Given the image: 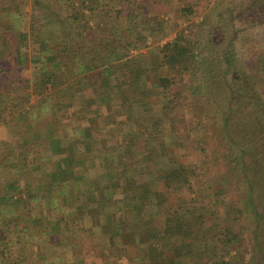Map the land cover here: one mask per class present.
<instances>
[{"label": "trees", "instance_id": "1", "mask_svg": "<svg viewBox=\"0 0 264 264\" xmlns=\"http://www.w3.org/2000/svg\"><path fill=\"white\" fill-rule=\"evenodd\" d=\"M24 1L31 7L29 15L23 0H0V70L8 64L30 75L28 96H36L38 105L25 116L18 114L15 123L23 118L28 124L20 132L21 143L0 150V176L5 177L0 178V234L5 244L13 237L30 252L34 237L30 233L35 231L33 235L50 245L51 225L72 223L73 229L65 226L62 235L52 236L59 247L73 249V239L88 237L102 247L100 257L106 263L109 257L125 264H264V214L253 204L256 190L264 194V151L251 148L264 135L262 123L259 127L253 121L254 115L264 116V46L256 34L264 33L260 0H228L234 5L232 20L243 21L249 32L240 41L243 51L233 58L215 52L212 58L208 51L220 40L213 32L219 26L211 29L206 16L199 20L200 5L206 2V10L210 0L182 7L179 30L154 49L158 76L149 89L141 88L142 95L156 98L162 120L181 108L191 110L183 121L187 130H199L201 163L189 159L190 150L181 152L185 146L171 117L170 131L158 146L139 148L136 142L125 141L112 148L102 146V139L111 135L106 128H113L120 116H125L123 124L131 121L135 88L148 75L131 53L138 43L149 40L143 33L157 31L141 18L143 6L133 9L128 0ZM164 36L150 39L159 44ZM209 69L220 72L229 92L238 85L240 91L250 92L249 100L257 95L262 109L252 103L247 109L236 101L225 107L221 129L206 126L195 109L203 102L204 114L218 111L216 102L209 103L204 92H196L203 89ZM0 88L2 116L9 103L15 105L8 94L16 90ZM91 107L98 114H111L104 118L105 135L99 130L104 126L86 118L89 125L78 127L80 135L71 143L50 123L65 120L67 112L91 113ZM34 112L39 117L30 118ZM162 120L157 117L155 125ZM214 154L215 164L224 170L211 179L205 173ZM249 154L257 160L247 163ZM141 160L147 166L125 167L128 161ZM202 175L209 179L198 182ZM156 181L163 184L161 192L153 189ZM193 182L200 183L195 197L186 199L183 190L192 193ZM231 183L234 193L229 191ZM1 251L0 264H11ZM40 251L34 248L32 264L65 262L64 253L61 262L59 256L49 260Z\"/></svg>", "mask_w": 264, "mask_h": 264}, {"label": "rangeland", "instance_id": "2", "mask_svg": "<svg viewBox=\"0 0 264 264\" xmlns=\"http://www.w3.org/2000/svg\"><path fill=\"white\" fill-rule=\"evenodd\" d=\"M197 1L199 0H188V2L190 3H187L186 5L181 6L179 10L182 7H185L189 4L190 5L194 4V2H197ZM210 1L211 2H209L208 8L206 10H203V6L206 2H202V4L199 7V20L201 19V17L206 16L208 20L207 23H209V27L211 29L215 30L217 26H219L220 28V30L218 29L216 31H213L216 33V35L220 36L218 37L220 40L217 41V43L215 44L216 47L214 48L208 47V51L212 52L210 56L213 58L214 57L213 53L215 52L218 55H221V56L228 55L229 57L233 58L235 57L234 56L235 54L240 53L244 49V47L240 45V41L242 39H245L249 33V32H246L247 25H243V21L234 22L232 20L235 17L234 10H233L234 5L232 4L228 5L229 4L228 0H210ZM23 2H25L24 3L25 11L28 12V15H29L31 11V7L29 4L26 5V1L23 0ZM43 2L46 3V1H43ZM245 2L248 3V0L243 1V3ZM259 4L258 6L264 7V0H260ZM179 10H173V9L171 10L173 11L171 14V17L173 19L172 25H174L177 28V30H179L180 28L179 22H178V11ZM209 10L210 12L208 13ZM31 14L32 16L34 15V13H31ZM262 16L263 15H261V17ZM25 18H26L27 24H29V20H30L29 16ZM257 33L259 34L258 36L259 43H261V45L264 46V33L256 32V34ZM221 47H224L225 52L221 51L220 49ZM209 64H210L209 62L206 63L205 69H206V66ZM29 77L30 75H27L20 68H16L13 65L9 66L7 64L3 66V70H0V87L7 89V87L9 86L16 90V91H11L8 94V97L10 98L9 101H11L12 99L15 105H13L12 104L13 102L11 101L12 103H9V105H7V108L9 109L8 112L7 113L3 112L2 116H0L1 117L0 119V150H2V148L5 149L7 147L16 146V144L18 143L17 141H19L22 135L20 132L25 130V124H26L25 119L23 118L21 119L20 122L15 123L17 120H20V117L18 114L22 115L24 113V116H25V114L30 111L29 109H31L32 105H37L36 96L35 97L28 96V94L32 92V87L30 86V83L26 81V79H28ZM221 79L222 78L220 76L219 71H216V70L214 71L212 69L206 70V73L204 74V79H202L203 89L197 88V91H196L199 94L204 92L208 96L209 103L216 102V105H218L217 106L218 111L210 110L211 114L209 113L204 114V104L203 102L198 101L199 103L195 109L196 115L197 117H201V119H203V123L206 126L210 128L221 129L222 128V116H223L225 107L227 106V104L235 105L236 101H238L240 104H243L244 106H249L247 109H250V108L252 109V107H254L256 110L262 109V107L260 106L261 104H260L259 97L257 95L251 100H249L248 95L250 92L240 91V88L238 85L235 88H233L232 91L229 92L227 89L229 88L230 85L228 84L227 88L224 89L222 86ZM251 103L254 106L250 107ZM176 112H178L180 116L182 117L180 121H183V119L186 121L187 117H189L190 114H192L191 110L187 107H185L184 110L181 108V110H178ZM7 114H8V117H7ZM185 114L187 116H185ZM37 115L39 114L35 113L34 115L30 116V118L33 117L35 119L36 117H39ZM254 116H255L253 120L254 123L258 124L259 127H260V123H262L261 130H263L264 132V116H262L261 114L254 115ZM27 125L28 124H26V126ZM180 125L181 126L183 125L185 127V128L180 127L179 129L180 131L178 132L179 133L178 136L180 140L179 142L183 146H185L181 150V152L186 154L188 153L187 151L190 150L189 153L191 156L189 159L192 160L193 162L201 163L202 155L200 154L198 150L199 144L197 143L198 141L201 140L199 138L200 137L199 135L200 133H198L199 130L198 129H192V131L187 130V126L184 124V121L180 122ZM230 125L233 126V123H230ZM36 126L38 127V129H40V126L38 124H36ZM262 145H264V135H261L260 141L253 143L251 145V148L260 146V148L262 147L261 151H264V146ZM245 147L249 148L250 146H245ZM216 156H217L216 154L210 156L213 163H211L210 167L207 168V172L205 173V175H207L211 179L218 178V176H220V174H222L224 170L223 165L215 164V162H217L214 159L216 158ZM251 158H253L252 160H254L256 159V156L254 154H249L248 155L249 160L247 161V163H249V161L251 162ZM1 177L2 176H0V178ZM2 178L4 179L5 177H2ZM205 179L207 180L209 178L207 177L204 178V175H202V178L198 179L197 181L200 182L201 180H205ZM198 182L196 183L193 182L194 183L192 185V187L194 188L193 192L196 191V188L199 186L200 183L198 184ZM233 189H234V186H233V183H231V187L229 191L234 193L235 190ZM183 192L185 194L186 199L195 197V192L194 193L192 192L193 193L192 194L186 188L183 190ZM257 192L258 191L256 190V192L253 194V204H254L256 211L262 212V214H264V200H263L264 194L262 192H258V193ZM42 229L43 227H40L38 233H40ZM34 233L36 232L34 231ZM34 233H30L31 237L34 236L30 239L32 240V243H33V245L31 246L30 252L28 251L29 248L24 245L23 246L25 247V249L21 248V244H19L16 239H13V237H10L9 239L10 242H6L5 244V241L1 238V234H0V254L2 252L1 250H4L5 252L4 254H6L7 258H10L11 264H14L15 262H17L18 264H32L31 263L32 262L31 257L33 255L32 252L34 248L40 247V250H41L40 254L43 253L44 257L48 258L49 260H53V259H50L49 257H53L55 255L59 256L61 259L62 249L59 247V242L57 240V237H54V238L50 237L49 238L50 245H48L44 237L40 238L38 235H33ZM80 241L81 240L79 239H76V240L73 239L72 244L74 245V249L72 250L78 251V249L80 248L79 247ZM92 247L94 248L93 250L97 252V255L101 256L100 254H101L102 247H97L93 244H92ZM58 253H60V255H58ZM101 259L102 261L106 260L105 258L103 259L102 257H99L98 259L96 257H92V258H87L86 259L87 261L85 262L86 264H102L100 261ZM62 261L63 259H61V262ZM109 263L110 264H125L124 261H119L115 258H111Z\"/></svg>", "mask_w": 264, "mask_h": 264}, {"label": "crops", "instance_id": "3", "mask_svg": "<svg viewBox=\"0 0 264 264\" xmlns=\"http://www.w3.org/2000/svg\"><path fill=\"white\" fill-rule=\"evenodd\" d=\"M129 4L128 6L131 8H136L134 6H143V9L140 10V15L141 18L147 19V21L150 24V28H156L157 31L154 33L146 32L143 33L145 37H147L149 40L146 42L138 43L133 49H131L132 55L137 57L138 65L147 68L148 69V75L146 78L142 77L140 80V85L138 89L135 88L136 93L133 99L132 103V108H133V114H132V119L129 122H126L123 124V121H125V116H120L118 120H116L115 125L113 128H106V129H111V135L109 136L108 139L105 140L103 138V143L102 146L104 148H109L116 146L117 143H121L122 141H125V143H131V142H136L139 145V148H145L146 146H149V148L153 146H158V142L163 141L162 135H167L169 133V127H170V117L172 118L173 121L177 124V132H179L180 127H183V125H180V120L182 117L178 112H174L171 115L169 114L170 117L168 119H163V116L160 111L159 104L156 102V98L152 95L150 98L143 96L142 95V89L141 88H147L149 89L157 79V70H156V56H154V49L157 45H162L163 43L170 41L176 31L177 28L172 25V17L171 14L173 10H179V8L183 5H186L188 0H128ZM137 2V4H136ZM123 25V22L121 26ZM160 29V30H159ZM125 35L129 36V32L123 28V32ZM165 34V38L161 40V42L158 44L156 42H153L150 38V36L157 37L160 36L161 34ZM160 34V35H159ZM144 86V87H143ZM151 103H149V101ZM90 112H80V113H66V119L54 122V120H50V123L52 124V127L56 130L57 132L62 135V139L64 140V137H66L68 140H70L71 143H74L80 133L77 131L78 127H83L85 125H89V120H85L86 118H92L98 121L96 125L104 126V127H99L100 134L105 135V122L104 118H109L111 115L109 112L107 113L106 111L103 112H94V107L90 108ZM177 113V114H176ZM110 114V115H109ZM159 117L161 121V124L156 126L155 125V119ZM77 119H81L77 121ZM84 119V120H83ZM65 126L63 131H62V126ZM58 133H56L58 135ZM179 134V133H178ZM127 135H129L127 137ZM159 139H157V138ZM156 138V139H155ZM101 141V139L99 138ZM100 141L98 144H100ZM21 143V142H19ZM18 143V144H19ZM76 148V147H75ZM74 149V147H73ZM39 150V149H37ZM125 164V167L127 168H139V167H144L147 166L146 160H141L139 162H130ZM27 175L21 179L22 181L26 182L25 180L27 179ZM20 180V179H19ZM155 186L153 189H156L157 192H161L162 185L160 181L155 182ZM20 187V185H19ZM161 211V210H160ZM66 228L68 229H73V224L68 223L65 224ZM65 226L64 224H53L51 225L50 229V234L52 236H57L58 234L62 235L65 232ZM81 240L79 242V249L78 251L76 250H71L70 247H62V253L65 255V262L63 264H86L85 261H87V258H92L96 257L97 259L100 257L97 255V252L93 250L94 248L92 247V240L89 239L88 237H81L78 238ZM59 242V240H58ZM67 244V243H65ZM74 249V248H73ZM92 251V252H91ZM128 251L131 252V249ZM90 253V254H88ZM89 255V256H88ZM111 259V258H107ZM102 264H110L109 262L106 263L107 260L102 261L100 260ZM110 261V260H109ZM119 261H124L125 260H119Z\"/></svg>", "mask_w": 264, "mask_h": 264}]
</instances>
